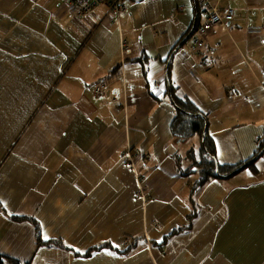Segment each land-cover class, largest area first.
I'll return each mask as SVG.
<instances>
[{
    "label": "crops",
    "instance_id": "0c3cea01",
    "mask_svg": "<svg viewBox=\"0 0 264 264\" xmlns=\"http://www.w3.org/2000/svg\"><path fill=\"white\" fill-rule=\"evenodd\" d=\"M124 2L119 16L105 5L79 16L60 0H0V254L264 264V155L195 191L200 170H184L200 138L174 139L166 93L168 78L207 113L220 163L252 157L264 136V0H216L237 15L200 53L188 48L195 0ZM194 198L191 229L176 233ZM13 216L67 247L39 245L34 223Z\"/></svg>",
    "mask_w": 264,
    "mask_h": 264
},
{
    "label": "trees",
    "instance_id": "16d2710c",
    "mask_svg": "<svg viewBox=\"0 0 264 264\" xmlns=\"http://www.w3.org/2000/svg\"><path fill=\"white\" fill-rule=\"evenodd\" d=\"M196 9L199 11L197 0H195ZM167 80V91L175 107L176 113L172 120L171 130L176 141H188L194 136H199L200 146L198 149L192 148L187 154L192 164L184 172H191L194 168L200 170V178L196 181L195 191L211 179H224L235 175L246 167L255 164V162L264 155V136L259 139L258 147L252 157L243 160L238 164H222L217 158L216 145L209 133V117L206 112L191 102L187 96L179 92V89ZM5 211L3 205L0 204ZM199 212L197 199H193V210L189 214V224L178 228L175 232H183L191 229ZM15 220H30L36 228V239L39 245H59L67 247L62 240H45L42 236L40 223L31 217H12ZM0 264H31V262H22L19 259L0 254Z\"/></svg>",
    "mask_w": 264,
    "mask_h": 264
},
{
    "label": "built area",
    "instance_id": "2783aa9c",
    "mask_svg": "<svg viewBox=\"0 0 264 264\" xmlns=\"http://www.w3.org/2000/svg\"><path fill=\"white\" fill-rule=\"evenodd\" d=\"M60 3L79 16H88L95 11L100 5H105L108 8V13L119 16L126 13L129 9L124 0H60ZM198 7L201 13L200 22L191 32L188 39V48L193 53H200L206 46L208 36L212 29L217 24L230 22L233 20L237 12L235 8L226 6L221 7L216 0H197ZM250 30H260L257 27H250ZM187 54V52H184ZM104 84L96 86L95 91L100 94ZM165 90L158 88L155 95L163 96Z\"/></svg>",
    "mask_w": 264,
    "mask_h": 264
},
{
    "label": "snow or ice",
    "instance_id": "6c2138e0",
    "mask_svg": "<svg viewBox=\"0 0 264 264\" xmlns=\"http://www.w3.org/2000/svg\"><path fill=\"white\" fill-rule=\"evenodd\" d=\"M45 238H47V237H45Z\"/></svg>",
    "mask_w": 264,
    "mask_h": 264
}]
</instances>
